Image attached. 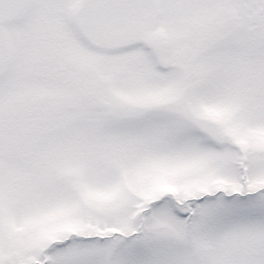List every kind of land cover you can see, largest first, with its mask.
<instances>
[{
  "label": "snow or ice",
  "instance_id": "1",
  "mask_svg": "<svg viewBox=\"0 0 264 264\" xmlns=\"http://www.w3.org/2000/svg\"><path fill=\"white\" fill-rule=\"evenodd\" d=\"M0 264H264V0H0Z\"/></svg>",
  "mask_w": 264,
  "mask_h": 264
}]
</instances>
